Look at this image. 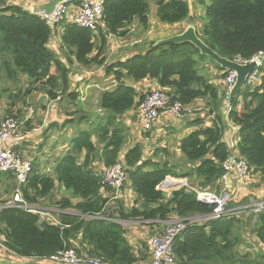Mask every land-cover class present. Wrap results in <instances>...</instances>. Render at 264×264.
Listing matches in <instances>:
<instances>
[{"label":"trees","instance_id":"16d2710c","mask_svg":"<svg viewBox=\"0 0 264 264\" xmlns=\"http://www.w3.org/2000/svg\"><path fill=\"white\" fill-rule=\"evenodd\" d=\"M102 1L103 15L95 31L74 24H67L64 28L61 46L66 47L69 55L80 65L104 63L107 35L125 36L126 27L133 21L146 29L150 3L156 6V18L161 24L174 26L189 19L190 9L186 0ZM198 2L205 8L206 22L196 35L213 52L230 61L240 62L264 53V0ZM69 3L79 4L80 1L69 0ZM0 32V54L10 56L9 61L3 62L8 79L16 80L17 74H21L28 80L22 90L8 95L9 102L0 115V124L7 118L19 121L22 108L27 107V98L34 92L44 93L50 101L63 96L69 102L76 100L77 93L70 90L69 70L47 47L52 28L46 26L38 15L17 6L1 8ZM96 50L95 56L89 58ZM198 62L213 66L221 74L219 80L223 83L214 85L206 74L200 75L196 70ZM52 68L55 75L51 74ZM105 69L116 82L112 90L102 92L99 98V107L107 115L99 118L92 130L80 128L76 131L69 142V150L58 159L52 176L40 175L32 166L22 189V197L29 206L42 205V201L53 196L57 184L60 189L70 191L77 202L72 205L69 199L64 198L55 206L61 211L73 209L89 220L58 213L64 227L47 222L39 224L36 214L7 208L2 201L1 244L18 258L48 260L60 251L73 250L81 260L92 258L105 264H143L148 261L144 237L132 241L128 230L120 225L93 219L104 215L108 199L101 191L109 192L102 184V171L92 166L97 156L105 168L117 162L123 165L127 177L124 188L129 184L133 200L129 208H124L119 200V217L142 223L151 235L158 234L155 229L161 227L160 233L163 222L172 217L189 219L207 215L212 210V207L200 204L195 193L186 187L168 195L158 190L168 177L185 179L190 188L218 194L224 174L223 164L232 155L247 164L248 176L253 174L264 184V59L257 69L259 81L254 85L245 84L226 114L223 107L228 99L224 85L227 71L208 57L201 56L190 43H151L143 53L105 65ZM146 79L154 81L158 86L156 89L165 93L171 102L177 101L186 107L196 100L204 102L203 117H195L186 123L187 128L194 130L178 145L180 155L189 165L185 172L176 170L166 161L144 160L140 144L132 146L120 160L125 128L118 119L126 112L136 110L142 100L127 81L137 83ZM17 104L21 107L18 108ZM207 118L211 120L209 127L205 126ZM71 120L66 124H71ZM85 120V116L80 119ZM228 123L236 129L237 143L233 148L223 140ZM99 145H102L100 151ZM158 151L166 153L165 150ZM14 182L11 173L0 174V186H4L7 193L8 189H17ZM243 204L231 200L228 207ZM240 216L189 224L173 243L176 263L264 264V211L253 215L255 226L251 230L262 250L252 254L237 251L242 242L237 226L246 220Z\"/></svg>","mask_w":264,"mask_h":264},{"label":"crops","instance_id":"0c3cea01","mask_svg":"<svg viewBox=\"0 0 264 264\" xmlns=\"http://www.w3.org/2000/svg\"><path fill=\"white\" fill-rule=\"evenodd\" d=\"M49 1L50 0H0V10L7 6H17L28 13L37 15L35 12L36 9L40 5L47 4ZM78 5L79 4L73 3L69 4L67 16L62 22L52 27V35L50 36L47 45L52 53L55 54L56 59L69 70L70 90L77 93V98L74 102H69L65 96L58 98L56 101H50L42 92L32 93L26 101L29 106L22 108V116L18 118L20 127L17 135L10 141L13 151L24 160L30 161L40 175H53L58 159L67 153L70 148V140L74 137L76 131L81 128V124H79L78 127H74L78 119L80 121L81 117L85 116L86 120L82 121L86 123V125L84 123V129L92 130L98 119L107 115V113L99 107V98L102 92L112 90L113 87H115L116 82L111 75L106 73L105 65L113 64L117 61H124L134 54L143 53L149 48L151 43L155 44L160 40L177 35L188 26V24L182 23L183 29L181 31H173L174 27H177L180 24L174 26L159 25L155 17V11H151L150 16L147 14L148 24L146 29H143L137 22L133 21L128 27H126L127 33L125 36H106V46L103 52L105 61L102 65H80L69 55V50L64 46H61V38L65 30L64 28L67 24H73V15L75 8L78 7ZM167 30H171L172 32L167 33ZM196 31L198 32L199 30L195 29V32ZM96 53L97 50L94 51L89 58L95 56ZM0 56L2 62V59L4 58L2 56L4 55L0 54ZM207 73L210 75V81L214 85H220L223 83L217 77L218 71L215 68L209 67ZM51 74L55 75L54 68L51 69ZM213 76H216L217 78L212 79ZM22 78L27 79L24 75L17 74L16 79ZM127 82L134 86L139 94V98L140 96L143 97L147 92L158 88L154 81L148 79L137 83L131 81ZM28 100L31 101V103L28 102ZM224 105L226 104L224 103ZM202 112H204V102L202 100H196L185 109L184 114L180 117H174L169 114L160 115L149 133H145L141 130L136 116L137 109L126 112L118 119L125 128V141L120 152V160L123 159L127 150L136 144H140L143 150V159H150L157 162L160 158L155 160L153 158V152L155 150L156 152L158 150H165V154H167L168 145L172 140L173 144L170 147V151L174 156L177 155V157L182 160L183 166L187 165L180 155L178 145L183 137L194 130L187 128L186 123L194 120L195 117H203L204 114H202ZM224 113L226 114V112ZM0 115H2L1 111ZM92 115L96 116L97 119L92 121ZM70 119L73 120H71V124L67 125L66 122ZM210 125L211 120L209 118L205 119V126L209 127ZM231 127L232 126L228 123L223 134V140L229 148H233L237 143L236 129L235 131H232ZM101 146L102 145L98 146L99 151ZM156 152L155 154L159 153V151L158 153ZM156 156L157 155H155V157ZM82 158L83 154L79 157V162L82 161ZM92 166L95 170L98 169L99 172L105 169L98 156ZM186 167H189V165ZM253 178L254 180L258 179L257 176H247L244 180H238L234 173H232L229 180V188H231V192L229 191L230 199L232 198L237 204H242V202H244L243 205L262 199L264 194V188H262V186L258 188V186L255 185L248 190L249 187L253 185ZM128 185L129 184L125 187L124 196L128 197L127 200L129 198L133 200V194ZM158 190H160L159 187ZM57 191L63 192V190L56 184L55 192ZM101 192L104 197L108 199L106 208L111 207L113 204L110 203L112 198H110L111 196L109 195V192ZM53 198L54 196H50L41 202L43 205L42 207H44L42 208L43 210L55 211L56 208L51 206ZM128 231H131L128 236L132 241H137L138 238L143 239L145 234L143 229H137L135 227L128 229ZM2 239V236H0V244ZM0 264L52 263L48 260L18 259L8 256V254H5L0 250Z\"/></svg>","mask_w":264,"mask_h":264},{"label":"built area","instance_id":"2783aa9c","mask_svg":"<svg viewBox=\"0 0 264 264\" xmlns=\"http://www.w3.org/2000/svg\"><path fill=\"white\" fill-rule=\"evenodd\" d=\"M69 4V0L59 3L54 7V10L50 14L39 12L37 15L46 26L52 28L62 22L67 16ZM102 15V0H81L78 7L75 8L72 23L79 28L95 31ZM263 59L264 53H260L247 62L235 61L239 64H245L248 62H255L257 64V67L248 76L245 84L254 85L259 81L257 69L261 67ZM234 82L235 73L232 71L227 72L224 80L227 94L234 85ZM186 108L187 107L182 106L180 102H171L170 98L165 93L154 89L143 95L139 107L137 108L136 116L141 130L145 133H149L160 115L169 114L174 117H180ZM19 127L20 122L12 118H7L0 124V174L11 173L14 176L15 184L17 186V189L13 192L11 199L5 204V207L22 209L36 215L39 214L42 216L41 219H43V222L64 227L56 214L54 217L50 214L37 212L36 209L29 206L22 197V189L27 183L28 176L32 170V164L30 161L24 160L17 155L13 151V147L10 145L12 138H15L17 135ZM231 128L232 131H235L234 127ZM223 170L224 174L220 179V184L224 188H221L218 194L190 188L185 179L174 181L168 177L159 185V188L162 185L165 186V192L168 190L175 191L181 187H186L195 193L196 199L200 204L210 206L212 207V210L204 216H197L189 219L172 217L163 222L162 231L149 237L146 241L149 259L143 264H177L172 251L173 243L191 223L215 221L225 217L229 218L247 214L257 215L264 211V200L251 202L247 205L228 207V198L230 194L228 195L225 189H228L229 187L230 177L232 173H234L238 180H244L248 176V166L242 159L236 160L233 158L231 163L227 160L223 164ZM101 176L103 186L110 191H113L114 198L116 195V200L122 201L124 197V185L127 181L123 165L120 162H117L114 165L103 169ZM160 191H163V189L160 188ZM93 219L105 221L109 218L105 216H97L93 217ZM0 250L5 254H8V256L18 258L13 254H10L2 244H0ZM48 261L52 264H105L92 258L81 260L76 256L73 250L60 251L54 256L48 258Z\"/></svg>","mask_w":264,"mask_h":264},{"label":"rangeland","instance_id":"374dc122","mask_svg":"<svg viewBox=\"0 0 264 264\" xmlns=\"http://www.w3.org/2000/svg\"><path fill=\"white\" fill-rule=\"evenodd\" d=\"M186 1H187L188 5H189L190 13H189V19H187L184 23L188 24V25H194L195 29L200 30V27L206 22V20H205V8L199 4L198 0H186ZM207 1L208 0H205V3H207ZM151 11H155V17H156V6L153 3L149 5V13H148L149 16L151 15ZM156 20H157V18H156ZM157 22H158L159 25L164 26V24H161L158 20H157ZM182 29H183V26H182V24H180L177 27L175 26L173 31H181ZM168 32H172V31L171 30H169V31L167 30V33ZM1 36L2 35H1V32H0V39H1ZM2 57H4V58L2 59V62H1V56H0V111L2 113H4V110H5L8 102H9L8 101V95L9 94L11 95L12 93H16L19 90H22V88H24L28 84V80L27 79H23V78L22 79H16V80L8 79L7 74L5 72V68H4L3 62L4 61H9L10 56L4 55ZM196 61H198V60L196 59ZM209 67L214 68L213 66H211L209 64H204L203 63L201 65V63L198 62L197 66H196V70H197V72L200 75H205L206 74L210 78V75L207 73V71L209 70ZM220 75L218 74V76L217 75L216 76L219 78ZM216 76H213L212 79L217 78ZM28 102L31 103V101H29V100H28ZM17 105H18L17 107H19V106L21 107V105H19V104H17ZM27 106H29V105H27ZM91 117H93L92 121L97 119V117L94 116V115H92ZM84 123L85 122L79 121V119H78V121H76V123H75L76 125L74 127H78V125L81 124V129L85 130L84 129ZM85 125H86V123H85ZM172 144H173V141L171 140L169 145H168V148H167V154L159 151V153L156 154L157 156L155 157V152H156V150H155L153 152V158L155 160H158L160 158V160H158V161H162V162L166 161L169 164L174 165L176 167V170H181L182 172L187 171L188 170V167H186L187 165L183 166L182 165V160L179 157H177V155L174 156L173 153L170 151V147H171ZM251 176L254 177L253 174H251ZM171 179H173V178H171ZM173 180L174 181H180L178 179H173ZM252 182H253V185H251L248 190H250L255 185H257L258 188L261 187V186H262V188H264V184L261 183L259 179L254 180V178H253ZM160 188L163 189L162 192H164L166 195L170 194L173 191V190H168L167 192H165L166 188H165L164 185H162ZM221 188H224V187L221 186ZM125 189L126 188H124V194H125ZM225 191L229 195L230 194L229 191L231 192V188L228 187V189H225ZM13 192L14 191H12V189H8V193H7L5 191V187L4 186H0V207L2 206L1 205L2 201L3 202L5 201V204H6L11 199ZM109 195L111 196L110 198H112L110 203L113 204V205H111V207H109V208H105V210H104V215L103 216L109 218V219H107V221H110L111 223L118 224L122 228L127 229V230L132 228V227H135L137 229H143L144 232H145V234H144V239L145 240H147L149 237L153 236L150 233H148V231H149L148 227H146L145 225L143 226L142 223L133 222V221H126V220L121 219L119 217V213H118L119 200L118 201L116 200L117 199L116 195H115V198H114L113 191L109 190ZM53 196H54V198L52 199L53 202L51 203V206L53 208H56L55 211L54 210H49V211L43 210L42 208H44V207H42L41 204L34 205V206H31V207L35 208L37 212L50 214V215H52L54 217H55V214L57 215L58 213H63V214L71 215V216H77L78 218H81V219H84V220H89V217L81 216L78 213H76L73 209H69L67 211H61V210H59L58 206H55L56 203L60 199H64V198L69 199L70 202L72 203V205H74L77 201H75L76 199L71 197V192L70 191H66V190H63V192H58L57 191V192H55L53 194ZM263 196H264V194H263ZM263 196H262V199H259V200H264ZM125 197L126 196H124L123 199H122V202H124L123 203L124 206H126L124 208H129L131 206V204H132V199L129 198L127 200L128 197H126V198ZM231 200H232V198L230 199V196H229L228 203H230ZM37 215L39 217V224H40L41 222H43V219H41V217H42L41 215H39V214H37ZM240 217L243 220L246 219L245 220L246 222L244 221L243 223H241L240 225L237 226L238 227L237 228V233H239V236H240V238L242 240L241 244L237 247V251L240 252V253L251 252V254L252 253H256L258 251H261L262 249L255 242L254 235H253V232L251 230L253 228V226H255V221H254L255 220V216H253V215L250 216V214H247V215H241ZM160 230H161V227L158 228V229H155L156 233H159ZM130 232L131 231H128V235H130Z\"/></svg>","mask_w":264,"mask_h":264},{"label":"water","instance_id":"95a60500","mask_svg":"<svg viewBox=\"0 0 264 264\" xmlns=\"http://www.w3.org/2000/svg\"><path fill=\"white\" fill-rule=\"evenodd\" d=\"M68 0H50L47 4L40 5L36 9V13L44 12L45 14H50L54 7ZM81 1V0H79ZM173 43L180 45L183 43L192 44L198 51L201 56H206L211 59L215 64H217L224 71H232L235 73V82L232 88L228 93L227 103L224 106V112L228 110L229 105L234 100L237 93L244 87L248 76L253 72L257 67L255 62H248L245 64H239L235 61H230L228 59L220 57L218 54L213 52L208 48L196 35L195 28L193 25H188L181 33L165 38L155 43V45ZM233 160L232 155H230L228 162L231 163Z\"/></svg>","mask_w":264,"mask_h":264}]
</instances>
